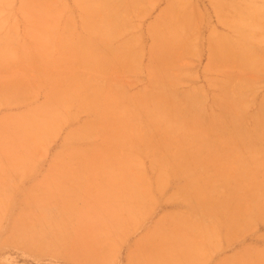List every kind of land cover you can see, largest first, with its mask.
<instances>
[{
	"label": "rangeland",
	"instance_id": "obj_1",
	"mask_svg": "<svg viewBox=\"0 0 264 264\" xmlns=\"http://www.w3.org/2000/svg\"><path fill=\"white\" fill-rule=\"evenodd\" d=\"M0 88V264H264V0H0Z\"/></svg>",
	"mask_w": 264,
	"mask_h": 264
},
{
	"label": "bare ground",
	"instance_id": "obj_2",
	"mask_svg": "<svg viewBox=\"0 0 264 264\" xmlns=\"http://www.w3.org/2000/svg\"><path fill=\"white\" fill-rule=\"evenodd\" d=\"M10 84H11V83H10ZM14 88H15V87H14ZM0 90H2V89L0 88ZM14 90H15V92L17 91L16 89H14ZM18 90H19V89H18ZM2 92H3V91H2ZM19 95H20V93H19ZM1 96H2V94H1ZM13 99H14V98H13ZM9 100H10V99H9ZM84 126H85V125H84ZM89 126H90V124H89ZM90 127H91V126H90ZM86 128H88V126H87ZM83 129H84V128H83ZM83 129H82V130H83ZM50 130H51V129H50ZM53 131H54V130H53ZM88 131H89V130H88ZM45 132H47V131H45ZM45 132H44V133L41 132V134L44 135ZM51 132H52V131H51ZM56 132H58V131H56ZM81 132H82V135H84V136H88V135H86V134H88V133L83 132V131H81ZM90 132H91V131H90ZM47 133H48V132H47ZM53 133H54V132H53ZM70 133H71V132H70ZM75 133H76V132H75ZM85 133H86V134H85ZM41 134H39L38 138L40 137ZM50 134H51V133H50ZM72 134H73V131H72ZM51 135H52V134H51ZM51 135L48 134V137H47V135H46L47 139H49V137H51ZM54 135H55V134H54ZM2 136H3V135H2ZM4 136H5V135H4ZM44 136H45V135H44ZM69 136H70V135H69ZM77 136H78V135H76L75 137L73 136L72 138H78V137L80 136V134H79L78 137H77ZM80 137H81V136H80ZM51 138H52V137H51ZM70 138H71V137H70ZM36 139H37V138H36ZM52 139H53V138H52ZM52 139H51V140H52ZM1 140H2V139H1ZM39 140L41 141L40 138H39ZM39 140H38V141H39ZM42 140H43V139H42ZM44 140H45V139H44ZM49 140H50V139H49ZM68 140H70V139L68 138ZM34 142H35V141H34ZM44 142H45V141H44ZM46 142H48V141H46ZM48 143H49V142H48ZM0 144H1V143H0ZM41 144H42V143H41ZM77 151H78V150H77ZM77 151H76V152H77ZM79 153H80V152H79ZM79 153L77 152V154H79ZM57 159H58V158H57ZM62 164H63V163H62ZM70 165H71V163H70ZM84 165H85V164H84ZM57 166H59V165H57ZM78 166H79V165H78ZM85 166H88V164H86ZM74 167H75V166H74ZM74 167L72 166V169H73ZM76 167H77V166H76ZM99 167H100V166H97L96 168H99ZM51 168H53V166H52ZM57 168H58V167H57ZM79 168H80V166H79ZM82 168H83V167H82ZM82 168L80 169V171H83L84 168H83V169H82ZM102 168H103V170H102L101 168H99V169H100L99 172H101V170H102V172H103L104 169H106V167H103V166H102ZM53 170H54V169H53ZM68 170H69V169H68ZM73 171H74V170H73ZM65 172H66V171H65ZM87 172H88V171H87ZM102 172H101V173H102ZM74 173H75V172H74ZM101 173H98V172H97V175H99V174H101ZM105 173H106V172H105ZM88 174H89V173H88ZM58 175H59V174H58ZM84 175H85V174H84ZM84 175L81 174V177L84 176ZM91 175H92V172H91ZM101 175H102V174H101ZM70 177H71V176H70ZM79 177H80V176H79ZM81 177H80V178H81ZM89 177H90V176H89ZM116 177H117V176H116ZM113 178H114V177H113ZM117 178H118V177H117ZM56 179H57V178H56ZM86 179H88V178H86ZM89 179H90V178H89ZM100 179H101V178H100ZM120 179H121V178H120ZM80 180H81V179H80ZM110 180H111V179H110ZM62 181L64 182V180H62ZM87 181H90V180H87ZM91 181H92V180H91ZM115 181H116V180H115ZM51 182H52V181H51ZM53 182H54V181H53ZM58 182H59V180H58ZM80 182H81V181H80ZM80 182H79V184H80ZM85 182H86V181H85ZM100 182H101V180H100ZM110 182H112V181H110ZM117 182H118V181H117ZM66 183H68V182H66ZM77 183H78V182H77ZM91 183H92V182H91ZM119 183H120V182H119ZM63 184H65V183H63ZM79 184H77V186H78ZM84 184H85V183H84ZM84 184H82V186H83ZM93 184H94V183H93ZM95 184H96V183H95ZM114 184H115V183H114ZM87 185H88V182H87ZM59 186H60V185H59ZM96 186H97V184H96ZM45 187H46V185H45ZM54 187L56 188V186H54ZM84 187H85V186H84ZM90 187H92V186H90ZM90 187H89V189L91 190V193H93V191L95 192V190L92 189L93 187H92V188H90ZM119 187H121V186L119 185ZM66 188H67V187H66ZM68 188H69V187H68ZM72 188L74 189V187H71L70 190H72ZM81 188H82V187H81ZM85 188H87V189H86V192H88V187H85ZM94 188L96 189V187H94ZM97 188H101V185H99V187H97ZM104 188H105V187H104ZM112 188H113V187H112ZM35 189H36V188H35ZM38 189H39V188H38ZM47 189H48V187H47ZM62 189H63V188H62ZM76 189H77V188H76ZM79 189H80V188H79ZM83 189H84V188H83ZM108 189H109V188H108ZM120 189H121V188H120ZM41 190H42V189H41ZM54 190L56 191L57 189H54ZM66 190H67V189H66ZM96 190H97V189H96ZM106 190H107V189H106ZM116 190H117V188H116ZM33 191H34V192H37V191H35V190H33ZM39 191H40V190H38V192H39ZM78 191H80V193H81L82 190H78ZM84 191H85V190H84ZM97 191H98V190H97ZM99 191H100V189H99ZM99 191H98L97 193H98V194H101L102 191H101L100 193H99ZM68 192H69V191H68ZM73 192H74V191H73ZM120 192H121V191H120ZM66 193H67V192H66ZM95 193H96V192H95ZM115 193H116V192H115ZM115 193H114V195H115ZM122 193H124V192H122ZM177 193H178V192H177ZM33 194H34V193H33ZM41 194H42V193H41ZM71 194H72V193H71ZM74 194H75V193H74ZM74 194H73V195H74ZM77 194H78V192H77ZM127 194H128V193H127ZM133 194H134V193H133ZM133 194H132L131 196H133ZM175 194H176V191H175ZM175 194H174V195H175ZM34 195L36 196V194H34ZM54 195H55V194H54ZM73 195H71V196H73ZM87 195H88V194H87ZM125 195H126V192H125ZM125 195H124V196H125ZM129 195H130V194H129ZM134 195H135V194H134ZM172 195H173V194H172ZM37 196H40V195H37ZM58 196H60V195H58ZM75 196H76V195H75ZM75 196H74V197H75ZM77 196H78V195H77ZM79 196H80V195H79ZM120 196H122V194H121ZM124 196H123V197H124ZM127 196H128V195H127ZM127 196H126V197H127ZM176 196H177V195H176ZM176 196H175V197H176ZM40 197H42V196H40ZM40 197H37V198H40ZM53 197H54V196H53ZM90 197H91V194H90ZM108 197H109V196H108ZM115 197H116V196H115ZM115 197H114V198H115ZM172 197H173V196H172ZM172 197H171V199H172ZM42 198H43V197H42ZM48 198H49V197H48ZM60 198H61V197H60ZM78 198H79V197H78ZM86 198H87V197H86ZM127 198H128V197H127ZM127 198H126V199H127ZM40 199H41V198H40ZM75 199H76V198H75ZM132 199L134 200V199H136V198H135V197H134V198L131 197V200H132ZM173 199H174V198H173ZM43 200H44V199H43ZM55 200H56V198H55ZM68 200H69V199H68ZM72 200H73V199H72ZM77 200H78V199H77ZM84 200H85V199H84ZM113 200H114V199H113ZM122 200L124 201V199H122ZM47 201H48V200H47ZM82 201H83V200H82ZM117 201H118V200H117ZM127 201H130V200H127ZM61 202H62V201H61ZM61 202H60V203H61ZM88 202H89V201H88ZM44 203H45V202H44ZM44 203L42 202V205H39V206H43ZM51 203H52V202H50V204H51ZM66 203H67V201H66ZM76 203H77V202H76ZM80 203L82 204L83 202H80ZM129 203H130V202H129ZM132 203H133V202H132ZM63 204H64V202H63ZM72 204H73V203H72ZM81 204H80V207H82ZM119 204H120V203H119ZM45 205H46V204H45ZM48 205H49V204H47L46 206L49 207ZM55 205H56V204H55ZM127 205L130 206L129 204H127ZM36 206H37V203H36ZM71 206H73V205H71ZM47 207H46V208H47ZM69 207H70V206H69ZM40 208H41V210H42L43 207H40ZM49 208H50V207H49ZM49 208H48V209H49ZM54 208L57 209L56 207H54ZM54 208H53V209H54ZM60 208H61V207H60ZM37 209H38V208H37ZM43 209H44V208H43ZM61 209H62V208H61ZM49 210H51V209H49ZM62 210H63V212H64V209H62ZM68 210H69V209H68ZM71 210H73V209H71ZM77 210H78V209H77ZM81 210H82V209H81ZM81 210H80V211H81ZM35 212H36V210H35ZM43 212H44V210H43ZM45 212H46V210H45ZM45 212H44V213H45ZM51 212H52V211H51ZM71 212H72V211H70V214H72ZM29 213H30V212H29ZM36 213H37V212H36ZM38 213H39V215H40L41 212H38ZM68 213H69V212H68ZM81 213H82V211H81ZM27 214H28V212H27ZM33 214L35 215V213H33ZM42 214H43V213H42ZM73 214H75V213H73ZM84 214H85V213H84ZM29 215H31V214H29ZM51 215H52V214H51ZM56 215H57V214H56ZM25 216H27V215H25ZM31 216H32V215H31ZM40 216H41V215H40ZM75 216H76V215H75ZM32 217H33V216H32ZM42 217H44V216H41L40 218H42ZM51 217H52V216H51ZM55 217H56V216H55ZM55 217H54V218H55ZM87 217H89V216H87ZM35 218H38V217L35 216ZM40 218H39V219H40ZM58 218H59V217H58ZM58 218H57V219H58ZM18 219H22V218H18ZM29 219H31V218H29ZM29 219H27V220H29ZM39 219H38V220H39ZM42 219H43V218H42ZM57 219H55V220H57ZM27 220H26V221H27ZM34 220H35V219H34ZM36 220H37V219H36ZM40 220H41V219H40ZM40 220H39V221H40ZM46 220H47V218H46ZM46 220H45L44 222H46ZM58 220H59V219H58ZM60 220H61V217H60ZM60 220H59V221H60ZM48 221H50V217H49V220H48ZM53 222H54V221H53ZM33 223H34V221H33V219H32V224H33ZM48 223H50V222H48ZM101 223H102V222H101ZM40 224L43 225V223H40V222H39V225H40ZM56 224H57V223H56ZM105 224H106V223H105ZM105 224H104V226H105ZM19 225H20V224H19ZM33 225H34V224H33ZM28 226H30V225H28ZM43 226H44V225H43ZM50 226H51V224H50ZM18 227H19V226H18ZM32 227H33V226H32ZM40 227H41V226H40ZM40 227H39V230H40ZM47 227H49V225H48ZM164 227H165V226H164ZM34 228H35V227H33V229H34ZM37 228H38V227H37ZM42 228H43V227H42ZM42 228H41V229H42ZM101 228H102V227H101ZM163 229H164V228H163ZM29 230H31V229H29ZM102 230H103V229H102ZM102 230H101V231H102ZM25 231H26V230H25ZM31 231H32V230H31ZM167 231H168V230H167ZM35 232H36V231H35ZM104 232H105V231H104ZM158 232H159V231H158ZM172 232H173V231H172ZM17 233H18V231H17ZM33 233H34V232H33ZM102 233H103V232H102ZM159 233H160V232H159ZM162 233H163V232H162ZM30 234H31V233H30ZM103 234H104V233H103ZM157 234H158V233H157ZM157 234H156V235L153 234V235H155V236L152 237L151 239H156L155 237L157 236ZM165 234H167V233H165ZM51 235H52V234H51ZM159 235H160V234H159ZM159 235H158V236H159ZM175 235H176V234L174 233V235L172 234V237H168V235H167V237H168V239H169V238H174L173 236H175ZM13 236H14V235H13ZM34 236H35V235H34ZM60 236H61V235H60ZM149 236H150V235H149ZM169 236H170V235H169ZM179 236H180V235H179ZM18 237H19V236H18ZM32 237H33V235H32ZM54 237H55V239H56V236H54ZM144 237H145V236H144ZM10 238H11V237H10ZM30 238H31V236H30ZM43 238H44V237H43ZM158 238H159V237H158ZM142 239H144V238H142ZM146 239H147V238H146ZM146 239H145V240H146ZM148 239H149V237H148ZM160 239H161V235H160ZM165 239H167V238L164 237V238L162 239V241H165ZM176 239L178 240V238H176ZM30 241H31V240H30ZM37 241H38V240H37ZM141 241H142V240H141ZM146 241H147V240H146ZM154 241L156 242V240H154ZM168 241H169V240H168ZM181 241H182V240H181ZM181 241H179V242L181 243ZM39 242H41V241H39ZM148 242H149V241H148ZM155 242H154V243H155ZM172 242L174 243V240H173ZM172 242H171V244H173ZM175 242H176V241H175ZM184 242H185V241H184ZM186 242H187V241H186ZM186 242H185V243H186ZM36 243H37V242H36ZM157 243H158V244L155 243L156 246H157V245L161 246L163 242L161 243V245H160L159 242H157ZM177 243H178V242H177ZM140 244H141V243H140ZM147 244H148V243H147ZM149 244H150V246H154V245H151V244H153L152 241H151V243H149ZM33 245H34V243H33ZM140 246H141V245H140ZM147 246H148V245H147ZM164 246L166 247V245H163V247H164ZM171 246H172V245H171ZM181 246H182V245H181ZM185 246H186V245H185ZM191 246H192V245H190V247H191ZM193 246H194V245H193ZM163 247H161V248H163ZM190 247H189V250L192 249V248H190ZM110 248H111V247H110ZM144 248H145V247H144ZM151 248H152V247H151ZM169 248H171V247H169ZM177 248H178V246H177ZM185 248H186V247H185ZM112 249H113V248H112ZM115 249H116V248H115ZM147 249H148V247H147ZM147 249H146V250H147ZM156 249H157V250H156ZM163 249H164V248H163ZM163 249H162V250H163ZM178 249H179V248H178ZM186 249H187V248H186ZM186 249H185V250H186ZM193 249H194V248H193ZM71 250H73V249H71ZM71 250H70V251H71ZM151 250H152V249H151ZM151 250H150V249L147 250L148 252L150 251V252H149L150 255L148 254V252H146L148 255H147V254H144V255H143V257H144L145 255H146L147 257L150 256V257H148V259H145L146 262H147V260H148L150 264H151V260H153V262H154L155 264H156V263H157V264H159V263H160V264H163V263H166V257H167V259L169 258L168 260L171 259V256H170V255L167 254V256H166L165 253H164V254L162 253V256L165 255L166 257L164 258V256H163V258H162V257H161V254H158V257H161V258H160V259L158 258V260H157L158 262H156V261L154 260V258H156V257H154V256L151 254ZM155 250H156V253H157L158 251H159V253H161L160 251H162L160 248H158V246L155 247ZM166 250H167V249H166ZM170 250H171V249H170ZM175 250H176V249H174V252L171 254L172 257H173L174 254L177 256V252H176ZM70 251H69V252H70ZM153 251H154V250H153ZM164 251H165V250H163L162 252H164ZM181 251H182V250H181ZM181 251L178 250V253L181 252ZM112 252H113V251H112ZM142 252H143V251H142ZM144 252H145V251H144ZM154 252H155V251H154ZM165 252H166V251H165ZM169 252H170V251H169ZM171 252H172V251H171ZM175 252H176V253H175ZM73 253H74V252H73ZM109 253H110V252H109ZM139 253L141 254V252H139ZM167 253H168V252H167ZM188 253H189V254H188ZM76 254H78V253L76 252ZM140 254H139V255H140ZM153 254L155 255V253H153ZM180 254L183 256V262H184V260L187 262V260H186L185 258H186V256H189V255L191 254V250H190V252H188V250H187V253H186V251H185V254H183V251H182V253H179L178 256L176 257V259L174 258L173 261H176V260L180 257V256H179ZM186 254H188V255H186ZM70 255H71V254H70ZM74 255H75V254H74ZM85 255H87V253L84 254V256H85ZM132 255H133V254H132ZM141 255H142V254H141ZM141 255H140V256H141ZM151 255H152V257H153L152 259H150V258H151ZM77 256H78V255H77ZM80 256H81V255H80ZM146 256H145V257H146ZM155 256H156V255H155ZM182 256H181V257H182ZM73 257L76 258L75 256H72V259H73ZM81 257H82V256H81ZM133 257H134V256H133ZM133 257H132V258H133ZM141 257H142V256H141ZM143 257H142V258H143ZM181 257H180V258H181ZM189 257H190V256H189ZM88 258H89V257H88ZM93 258H94V257H93ZM95 258H96V256H95ZM78 259H79V258H78ZM88 260H89V259H88ZM92 260H93V259H91V261H92ZM97 260L99 261V259H97ZM97 260H96V261H97ZM142 260L144 261V259H142ZM163 260H164V261H163ZM179 260H181V259H179ZM179 260H178V261H179ZM134 261H135V260H134ZM159 261H161V262H159ZM138 262H139V261H138ZM146 262H145V263H146ZM153 262H152V264H153ZM162 262H163V263H162ZM171 262H172V260H171L168 264H172V263H173V262H172V263H171ZM86 263H88V262H86ZM95 263H96V262H95ZM95 263H94V264H95ZM97 263H98V262H97ZM141 263H142V262H141ZM145 263H144V264H145ZM149 263H146V264H149ZM174 263H175V262H174ZM176 263H177V262H176ZM176 263H175V264H176ZM92 264H93V263H92ZM134 264H135V263H134ZM136 264H137V263H136ZM166 264H167V263H166ZM179 264H180V261H179ZM184 264H185V262H184ZM186 264H188V262H187Z\"/></svg>",
	"mask_w": 264,
	"mask_h": 264
}]
</instances>
